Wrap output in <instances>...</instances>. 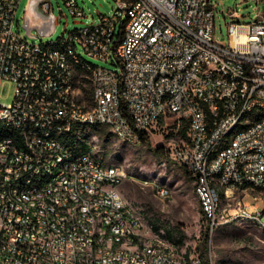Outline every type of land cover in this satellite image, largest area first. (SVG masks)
<instances>
[{"label": "built area", "instance_id": "2783aa9c", "mask_svg": "<svg viewBox=\"0 0 264 264\" xmlns=\"http://www.w3.org/2000/svg\"><path fill=\"white\" fill-rule=\"evenodd\" d=\"M115 1L98 23L58 38L65 51L55 52L50 41L29 44L16 21L20 0H0V124L20 132V139L0 140V258L17 264H185L184 255L166 254L168 244L144 217L135 222L134 204L125 202L121 187L110 185V178H127L117 167L78 157L82 166L73 163L72 171L34 183L36 174L74 148L59 138L45 141L48 129L60 130L61 120L78 128L79 119L107 121L109 129L139 144L168 115L160 104V95H168L177 124L186 126V137L171 142L169 156L196 182L207 231L230 220V209L215 203L207 186L212 169H220L216 177L227 183L228 195L235 188L264 190V122L233 144H219L225 124L238 120L241 109L264 107V13L251 22H230L224 44L214 34L212 0ZM64 2L74 16H85L78 0ZM41 7L49 14L52 4L43 0ZM67 48L121 67L94 63L96 102L80 98L81 72ZM36 70H44L45 80H36ZM6 84L15 85L12 102L1 100ZM225 108H233V115L224 116ZM28 123H42L43 131L29 132ZM215 146H223L222 157H210ZM43 190L57 193L61 213L44 208L38 199ZM16 191L37 193V209H24V201L11 207ZM237 212L264 226L259 200L239 202ZM97 213L109 215L110 225L100 226ZM51 215L61 216V228L53 227ZM109 232L129 235L136 251L109 246ZM139 234L150 235L149 245H140ZM152 243H160V250H152ZM194 256L197 264H210L201 252Z\"/></svg>", "mask_w": 264, "mask_h": 264}, {"label": "rangeland", "instance_id": "374dc122", "mask_svg": "<svg viewBox=\"0 0 264 264\" xmlns=\"http://www.w3.org/2000/svg\"><path fill=\"white\" fill-rule=\"evenodd\" d=\"M29 0H20L16 21L20 29L33 42L56 41L69 31L82 28L100 21L101 14H110L115 7V0H78L85 16H74L64 0H48L52 4L50 13L55 17V29L51 35H40L32 31L31 37L24 28V18L29 16L26 6ZM215 4V37L217 41L229 43V23L232 21L251 22L258 13H264V0H212ZM26 14V15H25ZM37 20L33 18L32 22ZM16 22V28L18 24ZM85 56V55H84ZM90 61L121 71V67L111 62L103 63L85 56ZM80 98L85 102L93 99L91 84L87 78L80 84ZM15 85L6 84L1 100L12 102ZM185 124H177L176 117L168 113L150 135L151 146L130 143L116 137L107 126L90 127L79 134L84 143L80 148L89 149L102 160L110 164H119L126 172V179L121 186L122 193L134 204L142 221L160 227L157 236L169 242L179 254L201 252L205 234L209 228L201 211L199 197L193 181L179 164L158 156L153 151L156 146H163L167 151L173 140L179 142L186 137L182 131ZM186 129V126H185ZM86 133V134H85ZM165 185L171 196L162 199L155 194V185ZM234 192L224 193L222 207L229 208V221L219 224L212 232L209 230V251L205 258L210 264H264V227L256 218H240L237 212L239 202L259 200L260 211H264V191L252 188H235ZM264 221V216H263ZM170 233L172 239L163 236Z\"/></svg>", "mask_w": 264, "mask_h": 264}, {"label": "bare ground", "instance_id": "6f19581e", "mask_svg": "<svg viewBox=\"0 0 264 264\" xmlns=\"http://www.w3.org/2000/svg\"><path fill=\"white\" fill-rule=\"evenodd\" d=\"M29 44H36L33 40H29ZM50 51L63 52L65 51V44L62 41L54 40L50 41ZM68 60L71 61L72 65H76L78 71L81 72V81L82 79L87 78L91 84L93 99L90 102H96V97L99 92V84H94V62L87 59L85 56L91 58L88 55L84 56L83 52H79L76 48H67ZM92 59V58H91ZM36 80H45L44 70H36ZM160 104L163 106L164 114L171 113L173 114V106H171V99L168 95H160ZM233 108H225L224 116H232ZM252 120V121H247ZM264 122V107L259 108L258 110H251V108H243L240 110V115L238 120H232L231 124H225L223 130V136H219V144H233V140H239L245 133H251L254 130V123H263ZM82 125L87 128L90 127H101L107 126V121H100L95 119H79V127L77 130V138H80L81 127ZM83 128V127H82ZM73 127H68V120H61V128L58 129H48L45 133V141H52L59 138V144H67V147H74L71 152L68 154L60 155L57 157L56 162L50 164V168L47 172L43 174H36L34 176V183H48L50 180L56 179L59 172L72 171V165L82 166V159L78 157L87 156V163L91 164H100L101 166L117 167L121 173L126 177V172L122 166L119 164H110L102 160L100 157L95 155L92 151H89L84 148H80L82 144L77 145V139H73L71 143L64 141L65 135L72 132ZM116 137L123 139L130 143H136L131 141L130 138H126L122 133H116V129H109ZM29 132H42L43 124L42 123H28ZM84 133V132H83ZM86 134V133H85ZM20 139V132H17L16 128H8V125L0 124V140L8 139ZM88 154V155H87ZM223 154V146H215L210 150V157L220 158ZM178 164V163H177ZM220 176V169H212V175H208L207 186L209 187L210 192H214V202L217 204H222V198L224 193H228V185L225 183ZM195 191L200 200V193H198L196 188V182L193 181ZM123 184V179L121 177L110 178V185H115V187H121ZM155 194L162 198L167 199L171 196L170 189L165 185H155L154 186ZM262 190V189H259ZM264 191V190H263ZM38 199L44 200V208L52 209L53 213H61V203L57 200V193L52 192L51 190H43L38 192ZM37 193H27L26 191H16L15 199H11V207H18V201H24V209H37ZM125 202H130L125 197ZM133 214L135 222H143L140 214L133 205ZM256 218V217H248ZM259 220V219H258ZM260 221V220H259ZM51 222L54 228H61V216L60 215H51ZM97 222L100 226L110 225L109 215L104 213H97ZM224 223V222H223ZM263 226L262 222L260 221ZM221 224V223H220ZM84 225H91V218H84ZM219 225H216L217 227ZM264 227V226H263ZM159 237V236H157ZM109 246H116L122 248V251H136V244L129 243V235H120L118 232H109L108 233ZM140 245H149L150 235L148 234H139ZM166 245V254L177 253L171 246L169 242L165 240ZM152 250H160V243H152ZM184 263L185 264H197L194 253H185L184 254ZM0 264H17L16 261H8V258H0Z\"/></svg>", "mask_w": 264, "mask_h": 264}, {"label": "water", "instance_id": "95a60500", "mask_svg": "<svg viewBox=\"0 0 264 264\" xmlns=\"http://www.w3.org/2000/svg\"><path fill=\"white\" fill-rule=\"evenodd\" d=\"M43 0H29L26 6V11L29 16L24 18V28L26 33L31 37H36L32 34L34 29L38 30L40 35H51L55 29V17L53 13H45L41 7ZM37 20L32 22L33 18Z\"/></svg>", "mask_w": 264, "mask_h": 264}, {"label": "trees", "instance_id": "16d2710c", "mask_svg": "<svg viewBox=\"0 0 264 264\" xmlns=\"http://www.w3.org/2000/svg\"><path fill=\"white\" fill-rule=\"evenodd\" d=\"M91 94H92V90H91ZM82 127H83V128H82ZM82 127H81V130L83 129L82 131L84 132L85 129H86V126H85V125H82ZM77 130H78V126H77V125H74V127H73V129H72V132L69 133V134H67V135H65V137H64V141L66 140L65 142H67V143H71V142L73 141V139H74L75 137H77ZM185 130H186V129H185V126H184V128H182V131L185 132ZM140 143L143 144V145L151 146V139H150V136L147 135V134H143ZM153 151L155 152L156 155H158V156H162V157H165L166 160L174 162V161L170 158V156H169V150L166 151V150L163 148V146H156V147L153 148ZM182 169H183V168H182ZM183 170H184V172L188 175V177L192 180V177H191V175L188 173V171L185 170V169H183ZM200 206H201V205H200ZM201 211L203 212L202 208H201ZM154 229H155L156 231H160V227H159L158 225H154ZM163 236H166V237L172 239V235H171L170 233H168V232L165 233V234H163ZM208 240H209V231L206 232V234H205V241H204V243L201 245V255H202L203 257H205V254L209 251Z\"/></svg>", "mask_w": 264, "mask_h": 264}, {"label": "crops", "instance_id": "0c3cea01", "mask_svg": "<svg viewBox=\"0 0 264 264\" xmlns=\"http://www.w3.org/2000/svg\"><path fill=\"white\" fill-rule=\"evenodd\" d=\"M157 232V231H156ZM158 233H160L159 231H158ZM160 234H162V233H160Z\"/></svg>", "mask_w": 264, "mask_h": 264}]
</instances>
